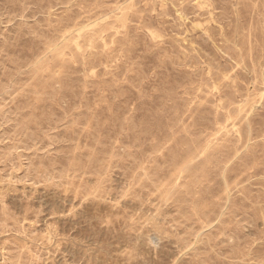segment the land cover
I'll use <instances>...</instances> for the list:
<instances>
[{"label":"rangeland","instance_id":"obj_1","mask_svg":"<svg viewBox=\"0 0 264 264\" xmlns=\"http://www.w3.org/2000/svg\"><path fill=\"white\" fill-rule=\"evenodd\" d=\"M0 264H264V0H0Z\"/></svg>","mask_w":264,"mask_h":264}]
</instances>
